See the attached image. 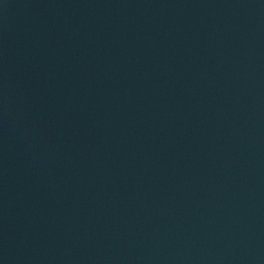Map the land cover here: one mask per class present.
<instances>
[{"label":"water","instance_id":"water-1","mask_svg":"<svg viewBox=\"0 0 264 264\" xmlns=\"http://www.w3.org/2000/svg\"><path fill=\"white\" fill-rule=\"evenodd\" d=\"M0 264H264V0H0Z\"/></svg>","mask_w":264,"mask_h":264}]
</instances>
